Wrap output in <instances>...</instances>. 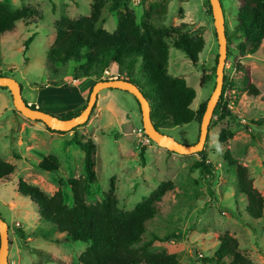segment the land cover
<instances>
[{"label":"rangeland","instance_id":"1","mask_svg":"<svg viewBox=\"0 0 264 264\" xmlns=\"http://www.w3.org/2000/svg\"><path fill=\"white\" fill-rule=\"evenodd\" d=\"M0 1L13 9L30 5L42 17L32 24L19 22L12 32L0 35V73L9 75L20 85L24 100H28L29 93L34 99L33 93L50 81L71 77L73 70L79 68L78 63L58 65L60 75L55 79L44 68L55 34L54 23L61 17L89 16L96 0ZM102 1L104 7L98 27L111 33L117 26L116 11L110 9L113 0ZM219 1L226 33L231 35L236 25V1ZM118 3L119 10H132L137 22L153 7L158 11L152 10L148 21L155 26L168 28L184 23V31H200L204 47L197 66L167 40L168 72L183 78L187 86L195 90L196 98L191 109L197 110L208 101L215 88L214 69L218 56L208 0H122ZM29 39L32 40L24 52V42ZM240 40L238 35L231 37L233 44L224 67V100L230 114L223 120L212 116L202 151L189 156L158 147L145 135L138 106L132 95L125 91L103 90L84 125L65 134H52L41 122H30L17 113L10 94L0 90V157L14 166L9 181L0 183V217L8 225L10 242L8 264H59V261L78 264V256L88 247L89 244L84 242H65L64 235L55 230L50 231L49 236L60 237L59 243L30 237L32 232L44 226L39 223L33 204L16 192L18 181L23 180L51 196L61 179L64 203L72 207L67 180L85 175L83 151L72 142L74 135L95 145L96 183L87 185L85 202L88 205L102 202L110 192L112 181L118 207L131 211L161 182H172L173 189L162 198L158 214L146 223L142 236V242H149L151 253L175 254L181 264H217L207 259L216 252L219 237L228 233L238 241V250L244 257L253 264H264V207L262 217L249 222L243 215L246 201L236 194L234 172L224 161V155L229 153L246 167L253 187L264 198V41L255 54L237 59L233 45ZM237 64L250 69L259 96L249 97L244 92L241 75L235 72ZM99 76L103 77V73ZM136 78L142 81L138 74ZM78 85L71 80L66 83L70 89ZM109 91L111 94L107 93ZM159 131L182 145H193L199 137L196 122ZM221 131L227 135L224 141L219 138ZM141 148H144V164L139 155ZM201 153L210 167L207 173L201 168H193V164L202 159ZM48 155L57 157V172H46L37 167L38 162Z\"/></svg>","mask_w":264,"mask_h":264},{"label":"trees","instance_id":"2","mask_svg":"<svg viewBox=\"0 0 264 264\" xmlns=\"http://www.w3.org/2000/svg\"><path fill=\"white\" fill-rule=\"evenodd\" d=\"M119 1L122 0H113L110 5V9L116 11L117 18V26L111 33L98 27L101 10L104 7L102 0L95 1L89 16L59 18L54 23L55 36L46 54L45 70L55 79L60 75L58 65L73 62L78 63L79 66L72 72L73 79L92 78L94 79L92 86L98 81H107L110 78L129 81L136 85L147 99L150 105V118L157 130L181 127L193 122L200 125L207 101L197 110L191 109L196 92L187 86L183 78L169 74L167 43V40L172 41V47L181 51L194 66H197L198 56L204 47V39L200 31L186 32L184 23L168 28L155 26L148 21L149 13L152 10L158 11L157 8L152 9L153 7H150V11L144 13L137 22L131 9L119 10ZM235 1L238 8L236 25L231 35L226 33V40L227 53H229L230 45L233 44L231 37L238 35L241 39L233 45L238 59L255 54L264 41V0ZM41 18V14L30 5L13 9L7 3L0 1V35L12 32L19 22L32 24L40 21ZM31 40L24 42V52L27 51ZM217 58L218 56L215 59L216 64ZM105 70L110 71V76L100 77L99 74ZM235 72L241 75L240 82L247 96H259V90L252 83L250 69L243 64H237ZM136 74L142 81L136 78ZM1 76L9 75L0 73ZM225 81L224 77L222 93L213 113V117L217 116L219 120L225 119L230 114L223 95ZM201 84H204V76L201 78ZM47 85L60 86L58 83H47ZM43 88L44 86L40 89ZM262 100L264 102V97ZM24 101L27 103L26 100ZM85 105L77 111L66 113L62 118L70 119L77 116ZM30 107L35 109L33 105ZM94 108L95 106L92 111ZM45 128L50 133L65 134ZM219 138L224 141L227 135L221 131ZM72 142L83 151L85 173L84 177L78 176L67 180L73 201L72 207L64 203L61 179L58 182V189L51 196L23 180L17 183V194L33 204L38 212L39 223L44 226L29 236L59 243L61 239L49 236L50 231L55 230L64 235L65 242L88 243V247L77 258L78 264H181L175 254L151 253L148 249L149 242H142L146 223L158 214L159 203L165 194L173 189L172 182H161L131 211H123L118 207L117 198L113 194L112 181L110 192L105 195L104 200L88 205L85 202L87 185L96 183L93 162L95 145L89 140L81 141L77 135L72 137ZM139 155L141 163L144 164V148H141ZM200 155L202 159L195 162L193 168H201V171L207 173L210 167L206 163L204 154ZM14 156L19 159L18 154L14 153ZM224 161L234 172L236 194L246 201L243 215H246L251 223L259 220L263 213L264 198L253 187L246 167L240 165L229 153L224 155ZM37 167L46 172H57L59 162L54 155H48L38 162ZM13 172L14 166L0 157V183L8 182ZM18 233L22 235V231L18 230ZM218 240L216 252L207 260L217 264H253L239 252V243L234 237L224 233ZM59 264L67 263L59 261Z\"/></svg>","mask_w":264,"mask_h":264},{"label":"water","instance_id":"3","mask_svg":"<svg viewBox=\"0 0 264 264\" xmlns=\"http://www.w3.org/2000/svg\"><path fill=\"white\" fill-rule=\"evenodd\" d=\"M210 11L213 18L215 36L218 43V58L215 70V88L209 97L206 108L203 113L201 123L199 125L198 141L193 145H182L171 137L162 134L155 129L150 118V105L143 96L139 88L123 79H113L107 81H98L92 86V90L88 96L85 108L75 117L63 119L62 117L53 115L47 111L32 109L30 105L25 103L22 97L20 85L11 77H0V89L6 88L10 94L13 107L17 113L25 119L33 122H41L45 127L52 131L67 133L72 129L84 125L95 106L98 94L103 90H121L129 93L138 104L141 114L142 127L145 135L161 147L169 152L180 156H189L202 151L208 134V128L214 113V110L222 93L224 67L227 57V40L225 30V19L223 10L219 0H208ZM9 239L8 225L0 217V264H8Z\"/></svg>","mask_w":264,"mask_h":264},{"label":"crops","instance_id":"4","mask_svg":"<svg viewBox=\"0 0 264 264\" xmlns=\"http://www.w3.org/2000/svg\"><path fill=\"white\" fill-rule=\"evenodd\" d=\"M54 36L55 34L51 38V42H50L51 44L54 40ZM70 80L73 82H78L79 85L77 87L75 86L74 88L70 89V87L66 86V83H69ZM93 82L94 79L92 78L75 80L73 79L72 76L66 77L65 79L64 78L59 79V81L53 80L48 83H58L60 84V86L57 87L46 84L43 89L39 88L37 89V92L35 91V93H33V95L35 96L34 99H32V97L29 96V94L31 93L27 94L28 97L27 104L30 106L33 105L35 106V108H40L53 115L62 117L66 113L71 112V110L74 112L77 111L78 109H81L86 104L89 89L92 86ZM3 91L7 92V90H3ZM100 93L98 94L97 100H99ZM107 93L111 94V91ZM54 238H58V237H54Z\"/></svg>","mask_w":264,"mask_h":264},{"label":"built area","instance_id":"5","mask_svg":"<svg viewBox=\"0 0 264 264\" xmlns=\"http://www.w3.org/2000/svg\"><path fill=\"white\" fill-rule=\"evenodd\" d=\"M103 76L104 77H108V76H110V71L109 70H105L104 72H103ZM109 80H113V78H110ZM225 94V93H224ZM223 94V95H224Z\"/></svg>","mask_w":264,"mask_h":264}]
</instances>
